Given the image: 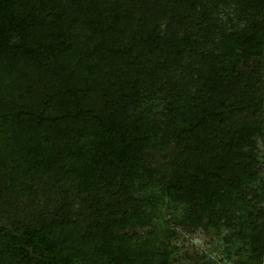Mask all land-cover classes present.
<instances>
[{
  "label": "trees",
  "instance_id": "trees-1",
  "mask_svg": "<svg viewBox=\"0 0 264 264\" xmlns=\"http://www.w3.org/2000/svg\"><path fill=\"white\" fill-rule=\"evenodd\" d=\"M0 264H264V0H0Z\"/></svg>",
  "mask_w": 264,
  "mask_h": 264
},
{
  "label": "rangeland",
  "instance_id": "rangeland-1",
  "mask_svg": "<svg viewBox=\"0 0 264 264\" xmlns=\"http://www.w3.org/2000/svg\"><path fill=\"white\" fill-rule=\"evenodd\" d=\"M180 245L182 250L181 260L185 261V263L188 262L185 258L186 254L212 253L216 257L218 256L214 248L212 236L206 234L204 231H198L194 234H184Z\"/></svg>",
  "mask_w": 264,
  "mask_h": 264
}]
</instances>
